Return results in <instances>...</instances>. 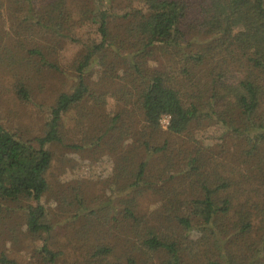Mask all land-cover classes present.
I'll return each mask as SVG.
<instances>
[{
    "label": "trees",
    "instance_id": "16d2710c",
    "mask_svg": "<svg viewBox=\"0 0 264 264\" xmlns=\"http://www.w3.org/2000/svg\"><path fill=\"white\" fill-rule=\"evenodd\" d=\"M2 10L11 30L32 32L30 46L16 42L19 66L35 58L60 69L53 61L63 38L75 39L84 25L98 37L73 58L72 85L49 107L41 136L32 143L0 123V207L20 204L26 232L47 235L38 250L45 264L64 254L50 242L42 203L49 144L111 160L113 197L98 207L74 194L71 203L119 234L124 260L110 255L119 241L103 237L90 243L86 264L157 256L154 264H264V0H0ZM29 77L15 82L23 100ZM163 115L169 134L220 133L210 146L170 148L159 140ZM151 188L163 213L173 210L167 217L139 207ZM0 263L22 264L5 254Z\"/></svg>",
    "mask_w": 264,
    "mask_h": 264
},
{
    "label": "rangeland",
    "instance_id": "374dc122",
    "mask_svg": "<svg viewBox=\"0 0 264 264\" xmlns=\"http://www.w3.org/2000/svg\"><path fill=\"white\" fill-rule=\"evenodd\" d=\"M0 22H2V27H0V123L8 130L16 132L23 140L33 143L35 137L43 134L49 107L53 104L57 94L69 89L72 85L71 62L78 51L83 48V42L85 39H98L96 28L84 25L77 32L75 31V39L63 38L61 45H57L60 48H56V60L53 61L60 67L58 69L53 68L49 63L41 65L35 58H32V63L27 66H19L15 63V54L21 49L16 42L23 38L24 47L30 46L33 38L32 32L28 36L25 31L11 30L15 27H13L9 11L6 10L0 12ZM44 36L50 37L53 42L56 41L49 33H44ZM76 39L79 41H75ZM35 40L39 44L42 42L39 37ZM28 72H31V77L27 80L23 79L27 88L28 100H23L16 91L15 82L20 77L26 76ZM97 75L93 74L90 79L99 85L101 81ZM71 119V117L68 118L67 125L69 140L72 141L74 132L70 129L73 123ZM166 129L167 127L161 125L163 132L159 140L161 142L168 140L170 148L181 147L186 142L191 144L195 141L210 146L211 138L216 139L220 133L216 126L199 128L192 132L185 131L179 135L169 134ZM76 137H78L76 140L80 138L79 135ZM129 142L130 139L125 140V144ZM47 146L53 152V160L46 173L50 189L44 195L42 203L46 209L47 223L52 227L48 235L50 242L51 244L56 242L53 243L54 247L64 252L54 264H86L84 259L90 258L92 252L90 243L103 237L112 239V244L119 241L110 255L116 252L119 259L123 261L126 244L122 247L125 242L121 241L119 234L116 231L102 229L103 220L97 221L83 214L78 215L77 207L71 203L74 194H81L83 199L92 200L88 204L98 207L102 206L109 197H113L110 190L112 185L109 180H106L112 171L111 160L106 155L101 159H94L88 153L78 154L69 148L55 147L54 144ZM152 190L153 188L147 191L148 195L141 200L142 204L139 207L148 213L165 212L164 203L154 199ZM18 206L20 204L8 203L0 207V257L5 254L22 264H45L38 250L42 238L47 235L43 234L40 237L26 232L24 213ZM118 206L120 205L115 203V208H119ZM260 208V216L264 225V201ZM172 212L173 210L169 214ZM163 214H166L165 217L169 215ZM66 253L67 257L64 256ZM87 253L88 255L83 258ZM113 259L118 258L113 255ZM157 261L158 256L148 257L144 260V264H154Z\"/></svg>",
    "mask_w": 264,
    "mask_h": 264
},
{
    "label": "built area",
    "instance_id": "2783aa9c",
    "mask_svg": "<svg viewBox=\"0 0 264 264\" xmlns=\"http://www.w3.org/2000/svg\"><path fill=\"white\" fill-rule=\"evenodd\" d=\"M170 122V115H163L160 119V124L163 127H167L169 125Z\"/></svg>",
    "mask_w": 264,
    "mask_h": 264
}]
</instances>
